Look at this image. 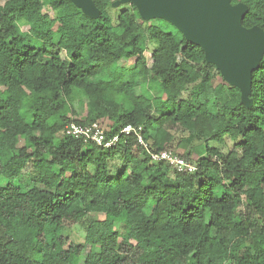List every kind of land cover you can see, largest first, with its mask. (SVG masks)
Masks as SVG:
<instances>
[{"label": "trees", "instance_id": "obj_1", "mask_svg": "<svg viewBox=\"0 0 264 264\" xmlns=\"http://www.w3.org/2000/svg\"><path fill=\"white\" fill-rule=\"evenodd\" d=\"M115 1L93 0L96 19L68 0L0 5V264H264V53L246 107L200 47L132 4L112 18ZM238 3L242 26L264 32V0ZM70 122H98L106 140L141 126L150 151L196 170L152 162L134 135L110 147L66 137ZM227 140L226 154L209 144Z\"/></svg>", "mask_w": 264, "mask_h": 264}, {"label": "water", "instance_id": "obj_2", "mask_svg": "<svg viewBox=\"0 0 264 264\" xmlns=\"http://www.w3.org/2000/svg\"><path fill=\"white\" fill-rule=\"evenodd\" d=\"M83 15L96 19L99 10L93 0H68ZM232 0H119L132 4L144 21L163 20L183 38L202 49L204 60L220 73L222 79L240 91L241 103L249 99L252 71L258 69L264 53V32L245 28L242 20L247 13L244 4ZM115 4V3H114Z\"/></svg>", "mask_w": 264, "mask_h": 264}, {"label": "built area", "instance_id": "obj_3", "mask_svg": "<svg viewBox=\"0 0 264 264\" xmlns=\"http://www.w3.org/2000/svg\"><path fill=\"white\" fill-rule=\"evenodd\" d=\"M142 127L125 125L117 135L109 140L105 139L103 127L100 123L94 122L88 125H81L75 122H70L64 127V135L73 139H81L84 142H93L99 146L110 147L118 142L120 136L134 135L136 143L143 148L150 160L154 163H165L173 172L176 173H193L196 170V165L193 162L187 161L178 157L168 150L153 152L149 150L148 143L142 137Z\"/></svg>", "mask_w": 264, "mask_h": 264}, {"label": "rangeland", "instance_id": "obj_4", "mask_svg": "<svg viewBox=\"0 0 264 264\" xmlns=\"http://www.w3.org/2000/svg\"><path fill=\"white\" fill-rule=\"evenodd\" d=\"M5 1L6 0H0V5H3ZM114 3L112 5V7L109 9V14H110V16L112 18H115L120 11L130 8V4L129 3L128 4H121V3H119V0H116ZM43 12H44V14L48 15L52 19L56 17V13L51 10V8H50V6L48 5L47 2H45V4H44ZM149 23L151 25H157V21L156 20H150ZM161 25L164 28L163 31L165 33H170L176 38L178 37V34L176 33L174 28H172L171 26L165 25V24H161ZM20 29L22 31H27L28 27L25 26V25H20ZM57 38H58V35H56V37H55V42H57ZM146 46H147V51L145 52L144 55H145V58H146V61H147V65L150 66V64L152 62L151 53H152V51H153V49L155 47V44L153 42H148ZM122 65H124V66H126L128 68L129 67H133V61L132 60L124 61V62H122ZM126 74H128V72H126ZM159 84H160L159 82H155V84H154V82H152V84H151V82L149 83V81H148L145 86L150 85V88L152 90L158 91L159 88H160ZM151 93L154 94V95L157 94V92H154V91H151ZM158 96H160V95H158ZM77 109H79V108H77ZM81 109H79L80 110L79 114L83 116V108H81ZM209 144L212 147L218 148L220 150V152L223 153V154H226L227 151L229 149L233 148V145H234L233 142H231L229 140H227L225 142V144L222 145V146H219V145H217V144H215L213 142H210ZM21 178H22L23 181H25V180H27L29 178H32V165H31V163H29V165L27 166V168L23 172ZM65 227L66 228H65V231H64V235L66 237H69L68 240H70V241H78V240H80L82 238L83 229H82V227L80 225L67 223L65 225ZM115 230L119 231L120 234H122V235H124L125 232H126L125 228L122 225H119V224L115 225ZM85 254L86 253L83 254V257H84Z\"/></svg>", "mask_w": 264, "mask_h": 264}]
</instances>
